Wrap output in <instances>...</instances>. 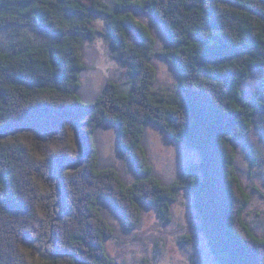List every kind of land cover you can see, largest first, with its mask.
Masks as SVG:
<instances>
[{
    "label": "trees",
    "instance_id": "16d2710c",
    "mask_svg": "<svg viewBox=\"0 0 264 264\" xmlns=\"http://www.w3.org/2000/svg\"><path fill=\"white\" fill-rule=\"evenodd\" d=\"M131 8L165 26V49ZM99 34L111 37L120 78L85 100L83 47ZM156 54L178 70L176 91H156ZM253 70H264V0H0V264H116L102 199L128 229L144 204L170 221L178 187L154 175L149 123L200 151L188 187L219 262L264 264L237 170L236 144L264 111V82L243 91ZM106 123L142 175L130 184L101 167Z\"/></svg>",
    "mask_w": 264,
    "mask_h": 264
},
{
    "label": "rangeland",
    "instance_id": "374dc122",
    "mask_svg": "<svg viewBox=\"0 0 264 264\" xmlns=\"http://www.w3.org/2000/svg\"><path fill=\"white\" fill-rule=\"evenodd\" d=\"M130 11L152 32L157 50L165 49L169 44L165 26L151 13L135 8ZM111 47V37L101 34L84 44L86 68L81 76L80 93L85 100L95 99L109 80L120 78L118 70L122 66L111 56ZM153 64L157 71L156 91H176L179 73L174 65L162 54L155 55ZM263 80L264 70H253L242 86L245 96L258 90ZM117 139V128L113 124L106 123L97 132L101 167L116 168L130 184L142 175L120 152ZM144 144L154 175L165 184L178 187L176 199L170 202L171 219L164 221L157 207L144 204L140 223L128 229L122 213L102 199L99 202L102 212L118 232L117 236L106 240L107 250L116 264H221L201 228L195 197L188 187L190 174L199 172L200 151L174 140L156 123L147 124ZM236 146L237 170L251 195L245 218L254 231L264 237V111L258 113L251 130Z\"/></svg>",
    "mask_w": 264,
    "mask_h": 264
}]
</instances>
